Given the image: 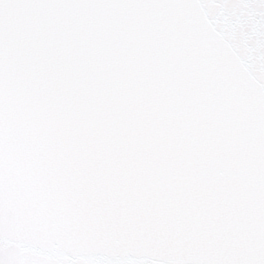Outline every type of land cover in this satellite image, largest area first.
Returning <instances> with one entry per match:
<instances>
[{
	"label": "snow or ice",
	"instance_id": "6c2138e0",
	"mask_svg": "<svg viewBox=\"0 0 264 264\" xmlns=\"http://www.w3.org/2000/svg\"><path fill=\"white\" fill-rule=\"evenodd\" d=\"M0 264H264V0H0Z\"/></svg>",
	"mask_w": 264,
	"mask_h": 264
}]
</instances>
